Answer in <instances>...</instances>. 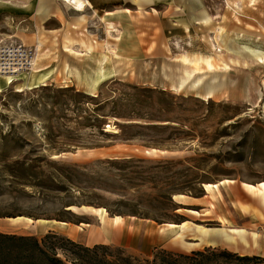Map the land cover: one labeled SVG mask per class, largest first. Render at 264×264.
<instances>
[{
	"label": "rangeland",
	"instance_id": "1",
	"mask_svg": "<svg viewBox=\"0 0 264 264\" xmlns=\"http://www.w3.org/2000/svg\"><path fill=\"white\" fill-rule=\"evenodd\" d=\"M2 1L15 7L0 9V44L35 54L39 41L48 52L40 61L48 79L30 87V71L10 84L0 77V230L38 239L52 232L87 247L148 256L154 248L188 254L148 238L189 221L258 234L257 247L246 252L217 235L209 238L215 247L194 251L264 259V206L242 186L264 182V65L225 74V66H245L220 61L226 84L210 99L172 91L165 76L182 56L210 55L211 41L227 53L221 37L264 54V0H89L93 6L82 13L52 0L60 12L44 22L27 0ZM116 10L105 19L117 29L111 39L100 18ZM85 35L112 44L114 56L101 48L80 59L63 51L65 38ZM99 67L109 76L90 93ZM122 159L135 162L112 161ZM195 190L201 194H187ZM180 195L186 198H175Z\"/></svg>",
	"mask_w": 264,
	"mask_h": 264
},
{
	"label": "crops",
	"instance_id": "2",
	"mask_svg": "<svg viewBox=\"0 0 264 264\" xmlns=\"http://www.w3.org/2000/svg\"><path fill=\"white\" fill-rule=\"evenodd\" d=\"M137 2L146 1V0H133ZM28 3L27 8L30 10L35 11L37 13L41 20L44 22L48 20L50 16H54V13H59L60 10L58 6L53 7L55 4L52 2V0H27ZM63 4L70 8L71 10L82 13V11H78L74 9L72 6H70L68 3L63 1ZM254 1H249L250 3H253ZM90 7H92V3L89 1ZM227 5L230 8H234L235 5L231 3V1L227 2ZM5 7H15L11 3H7L5 1L0 2V9ZM124 13H131L129 9H123ZM2 12V10H1ZM121 10H116L115 12H106L103 17L100 18V21L103 23L104 31L106 33V37H110L112 39V33L117 32L116 27L109 22H106L105 19L109 16H113L114 14H119ZM153 13H156V11H152ZM79 22L84 21V16L78 17ZM202 23L206 24L207 19L205 17L201 20ZM107 23H109V26L107 27ZM72 29H76L75 26L72 27ZM185 29H188V25H185ZM221 32V29H217L214 41L216 40L215 37ZM80 37L83 35L80 34ZM87 40L80 39L77 42H71L70 40H67L65 38V43L63 44L62 48L64 52H67L69 55L75 57V58H82L83 56H89L91 53L95 52L98 48H101L104 51H108L111 55L112 52L109 50L112 44L106 43H99L95 40H93L92 36H86ZM206 38V37H205ZM222 38V39H221ZM219 42L227 49V53H222V49L216 46V41H211V50L210 55L208 56H199V55H193V56H182L179 58V62H177L174 65V68H172L171 75H165L166 78L170 81V88L174 92H183V91H190L195 94V96H198L202 99H210L212 98L223 86H225V80H221L222 73L220 72L221 69H219L220 61H224L226 65H229V62L231 64L235 65H243L245 67H235L232 66H225V69L223 70V73H227L231 68L232 69H238V70H245L249 68L252 65H264L262 63H257L252 60V56L250 53L246 54L247 51L246 48H241L238 46L230 45L227 42L226 38L221 37ZM108 40V39H107ZM114 40H118V37H115ZM77 45V49H73V47ZM36 48L37 51L34 54L33 59V66L30 71L32 73L31 78L26 81V84L30 86L34 81H32L34 73L36 74L37 78H41L42 81L38 84H35L31 87H36L42 83H44L48 79V74L44 73V70H48L47 67H44V65H40V61L45 59L48 56V52L41 51V43L39 41H36ZM166 51H168V48L166 46ZM245 51V52H244ZM217 52V53H216ZM232 52V53H231ZM114 56V55H113ZM118 56V55H117ZM115 56V57H117ZM235 56L236 58H234ZM241 56V57H240ZM245 61H243V60ZM107 60L106 56H102L100 60H98V63L100 65L103 64ZM242 61V62H241ZM247 61V62H246ZM252 62L256 64H251ZM228 63V64H227ZM247 63V64H246ZM250 65V66H249ZM43 69V70H42ZM29 74V73H28ZM109 76V73L104 71L102 67H99L96 71V74L94 77L90 79L88 82L89 92H93L98 85H100L104 80H106ZM225 76V75H224ZM172 77H175L173 79ZM8 78H5V83L10 84L8 81ZM223 78V77H222ZM230 84H232V79H230ZM229 182V181H227ZM219 184H214L215 189L218 188ZM244 190H246L249 194L252 196L258 197L260 203L264 206V182L258 183L256 185L251 184H243L242 185ZM206 192H208L205 189ZM186 198V197H185ZM93 213H95V209H93ZM90 211H84L83 213H88ZM98 216V219L101 223H105L106 219L101 220L99 213H95ZM109 220L112 221V223H121L122 217H112L109 218ZM49 224V223H48ZM54 224L57 228H62L67 224ZM178 226L175 225H169L167 229L164 230L163 233L158 234L156 233H149V242L152 244H156L158 246H161L166 249H172L177 250L185 253H189L194 250H201L202 248L206 246L215 247L218 243L216 240H210L211 236H218L220 238V241L222 244L227 245L230 249H241L242 251L246 252L249 248H256L257 247V239L258 234L256 232H248L243 228H219V229H210L203 227L201 225L193 224L189 221H184L179 224ZM43 226V225H42ZM46 226H48L46 224ZM38 236H43L46 231H43L41 225H36ZM0 233L4 234H14L19 236H36L33 233L30 234H22L17 233L13 229H5L0 230Z\"/></svg>",
	"mask_w": 264,
	"mask_h": 264
},
{
	"label": "trees",
	"instance_id": "3",
	"mask_svg": "<svg viewBox=\"0 0 264 264\" xmlns=\"http://www.w3.org/2000/svg\"><path fill=\"white\" fill-rule=\"evenodd\" d=\"M112 161L122 164L135 162L133 159ZM182 162L187 160L177 161ZM187 194L198 196L201 192L195 190ZM0 264H264V259L210 248L188 254L154 248L148 256H137L119 247H87L48 232L40 239L0 233Z\"/></svg>",
	"mask_w": 264,
	"mask_h": 264
},
{
	"label": "built area",
	"instance_id": "4",
	"mask_svg": "<svg viewBox=\"0 0 264 264\" xmlns=\"http://www.w3.org/2000/svg\"><path fill=\"white\" fill-rule=\"evenodd\" d=\"M34 52L22 46H3L0 44V76H11L15 80L19 75L30 71Z\"/></svg>",
	"mask_w": 264,
	"mask_h": 264
},
{
	"label": "bare ground",
	"instance_id": "5",
	"mask_svg": "<svg viewBox=\"0 0 264 264\" xmlns=\"http://www.w3.org/2000/svg\"><path fill=\"white\" fill-rule=\"evenodd\" d=\"M65 1L66 3H68L70 6H72L74 9L78 10V11H83L90 3H89V0H63ZM222 39V38H221ZM247 51L251 54L252 56V60L257 62V63H262L264 64V54L261 53V52H258V51H250L247 49ZM245 52V51H244ZM232 53V52H231ZM241 57V56H240ZM34 59V57H33ZM33 59L31 60V66H30V71L32 69V66H33ZM243 60V59H242ZM245 61V60H243ZM242 62V61H241ZM247 62V61H246ZM247 64V63H246ZM235 65V64H234ZM25 74V73H24ZM24 74H21V75H24ZM36 74L37 73H34L33 75V78H32V81H34L32 84H30V87L35 85V84H38L42 81L41 78H37L36 77ZM0 77H3V78H8V81L9 83H12V77L11 76H0ZM215 186L216 185H210V184H207L205 185V189L207 191H212L213 189L215 190ZM175 198H185V196L183 195H180V196H176Z\"/></svg>",
	"mask_w": 264,
	"mask_h": 264
}]
</instances>
